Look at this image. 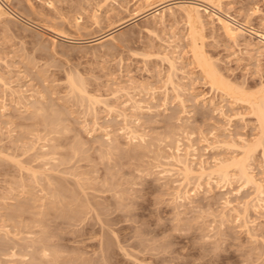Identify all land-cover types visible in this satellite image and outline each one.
I'll return each mask as SVG.
<instances>
[{
    "label": "rangeland",
    "instance_id": "374dc122",
    "mask_svg": "<svg viewBox=\"0 0 264 264\" xmlns=\"http://www.w3.org/2000/svg\"><path fill=\"white\" fill-rule=\"evenodd\" d=\"M4 2L40 30L0 19V264H264V149L241 150L261 128L234 101L264 86V41L234 43L204 17L199 46L232 86L221 92L179 12L161 22L134 19L147 0ZM223 10L264 32V0ZM74 80L110 107L72 94ZM178 145L195 148L196 171L248 160L255 185L234 168L227 184L170 174Z\"/></svg>",
    "mask_w": 264,
    "mask_h": 264
},
{
    "label": "bare ground",
    "instance_id": "6f19581e",
    "mask_svg": "<svg viewBox=\"0 0 264 264\" xmlns=\"http://www.w3.org/2000/svg\"><path fill=\"white\" fill-rule=\"evenodd\" d=\"M192 1H194V2H191V3H182V2H180L179 3V2H173V1H170V0L169 1L168 0L167 1L166 0H147L146 4H148L149 9L146 10L145 12H142V14L137 15L136 17H134V19H138V18L140 19L139 16H142L143 14H144V16H146L145 14H147L150 17H152L153 19H157L158 18V19H160V21L161 20L163 21L167 17V14L174 15V16L176 15L175 14L176 12H179L180 14H182L183 17L185 18L186 24L189 27V31H190L189 32V38L191 39L190 40L191 41L190 42L191 46H189V47H190V49L192 48V52H193L192 53V55H193L192 57L194 59L193 61H195V63L198 64L197 66L199 68H201V71L204 74V78L206 77L208 79V81L211 82L212 89L216 88L215 90H218V91L219 90L221 91L222 89H230V84H228L226 82V80L222 78V74H219L220 72L215 67L214 63L213 62H209L210 59L207 58L208 56L206 57V55H204V52L202 51V49H203L202 46L201 47L199 46V43H201V45H202V41L204 42L203 33H204L205 27H206L205 26L206 23L204 21V17L208 18V20H210V22H212L213 24L216 23L219 26V28L223 31V33L226 35V37L229 38L230 41H234V43H238L236 41L239 38L246 37V36H248V37H250L252 39L253 38H258V39L261 40V42H263L264 41V32H261L262 30L258 31L255 28H253L252 25L248 23L249 21L239 22L234 17H232L230 14L225 12L223 10V3L226 0H192ZM6 17H8V18L10 17L11 19L15 20L16 22L17 21H22V22L26 23L28 26L33 27V28L35 27L36 29L40 30L39 27L34 26L32 23H30L27 20L25 21L24 19L21 18V16L17 15L16 13H14L7 6L6 2H4V0H0V19L1 18H6ZM246 17L250 18V15H247ZM99 18L100 17H99V14H98L95 17V24L96 25H99L100 22H101ZM44 28H46V27H44ZM262 29H264V28H262ZM53 30H49V32L50 31L53 32ZM113 33H109V34L103 35L102 37H99L96 40L85 41V42L84 41H82V42L74 41V40L70 39L69 43H71L73 45H77V46H79V45H88V44L89 45L90 44H101V43H103L105 41L112 40L114 38ZM56 34L58 35V33H56ZM59 34H61V33H59ZM58 36H62V35H58ZM66 37L63 36V38H66ZM67 39H68V37H67ZM168 62H171L169 64H170L171 67H173L174 63H172V61H168ZM210 63H212V64H210ZM175 67H176V65H175ZM76 80H77V78H76ZM170 80H171V78H170ZM169 82L171 83V81H169ZM76 83H78V84H76ZM82 83H83V80L81 81V83H80V80L76 81V82H75V80L73 81L72 86L70 85L72 87V90H73V91H71L72 94H73V92H74V95H75V92H76L77 95L79 93L82 96L81 97L79 95L80 99L83 98V97H86L87 100H88L87 102H89V105L92 104V106H93V104H94V108L96 107L97 104L98 105L99 104L100 105L103 104L104 107L108 106L107 103L105 104V101H107V100L102 101L103 99L102 98H97V95H96V97L94 95L93 96L89 95L86 92V90H87L85 88L86 85L84 86V85H82ZM171 84H173V83H171ZM231 89H232V86H231ZM221 92H224V91L222 90ZM237 92L239 94V98H235L234 101H238L239 100L240 103L242 101L243 103H245L248 106H250V108L253 109V110H251V111H253V114H254L253 117H256V120L258 121V123L260 125V128H261V131H260L261 136L258 134V137H260V138L255 139L256 140V142L254 141L255 143L254 142L248 143V142L243 141L242 142V144L244 143L243 146L242 147L240 146L241 150L243 151L242 153H244L243 155L244 156L246 155L247 157H250V156H252L251 154H253V151L257 147H260V148L262 147V149H264V86L261 87L259 92H257L258 95L254 94L255 97H254V95L253 96L246 95V92L244 90H242V89L241 90H237ZM237 92H235V93H237ZM100 99H102V100H100ZM232 99H234V97ZM82 100H84V99H82ZM90 102H92V103H90ZM109 107L110 106H108V108ZM113 108H112V110L114 111ZM134 110L136 112H140V111H142V107L136 106V107H134ZM127 129H129V128H127ZM129 131H131V130L129 129ZM128 134H129V132H128ZM130 134L132 135V132ZM134 134L135 133H133L131 138L133 137L134 139H136V138L139 137V136H136ZM179 143H180V141H179ZM232 144H233V142H232ZM233 146L235 147L236 145L234 144ZM192 148L188 149L184 153L183 150L181 149V146L178 145V147L176 149V154L170 160V161H172L174 163L173 166H172L173 169L171 167V169H172L171 170L170 167H168L171 170L170 174L171 173L174 174L173 172L177 171V173L179 172L178 174H181L182 177H184V179H185L184 181L191 182V180H192L193 183H194V180L197 183H200V181H203L202 179H204L205 177H208V179L211 180L213 176H216L215 178H218L219 181H222V183L226 182V184H227L233 178L231 176V174H230V170L234 168L235 171L237 172V175L234 174V175H236L238 177V178L236 177L237 179H239L242 182H244L246 184V186H248L250 184H252L253 186L255 185L256 182H255L254 178L252 177L253 175H250V173H249L250 172L249 170L251 169V167L249 169V165L246 162L248 160H245V159L243 160V159H241L242 158L241 157V158H238L239 160H237V159L231 160L232 162L230 164L222 162V161L218 162L219 161L218 160L217 161L218 164H216L215 167L213 166V168L211 166H209V165H208L209 168H207L206 164L204 162L200 161L201 163H199L200 165H198L199 169H197V171H196L193 166L195 164V161L198 158L194 154V153H196L195 148H193V149ZM235 149H237V148L235 147ZM182 152L184 153V155L182 154ZM244 156H243V158H244ZM246 159H249V158H246ZM168 161L169 160H167L166 162H168ZM189 186H190V184H189ZM198 186H199V184H198ZM256 186L255 187L257 188V190L258 191L260 190V192H261L262 186L260 187L261 189H259L258 182H257ZM261 193L263 194L264 192H261ZM189 195H190V193H189ZM259 195H260V193H259Z\"/></svg>",
    "mask_w": 264,
    "mask_h": 264
}]
</instances>
